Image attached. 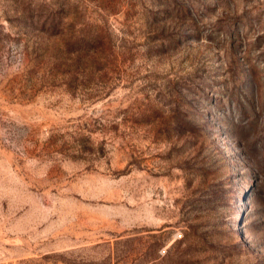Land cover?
Returning <instances> with one entry per match:
<instances>
[{
	"label": "rangeland",
	"instance_id": "374dc122",
	"mask_svg": "<svg viewBox=\"0 0 264 264\" xmlns=\"http://www.w3.org/2000/svg\"><path fill=\"white\" fill-rule=\"evenodd\" d=\"M0 264H264V0H0Z\"/></svg>",
	"mask_w": 264,
	"mask_h": 264
}]
</instances>
